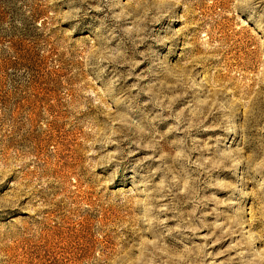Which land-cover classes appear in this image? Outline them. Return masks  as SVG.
<instances>
[{
    "label": "rangeland",
    "instance_id": "obj_1",
    "mask_svg": "<svg viewBox=\"0 0 264 264\" xmlns=\"http://www.w3.org/2000/svg\"><path fill=\"white\" fill-rule=\"evenodd\" d=\"M0 264H264V0H0Z\"/></svg>",
    "mask_w": 264,
    "mask_h": 264
}]
</instances>
